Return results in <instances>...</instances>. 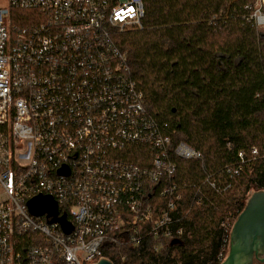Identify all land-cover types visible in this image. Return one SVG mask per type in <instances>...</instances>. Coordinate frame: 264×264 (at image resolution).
I'll return each mask as SVG.
<instances>
[{
	"label": "built area",
	"instance_id": "1",
	"mask_svg": "<svg viewBox=\"0 0 264 264\" xmlns=\"http://www.w3.org/2000/svg\"><path fill=\"white\" fill-rule=\"evenodd\" d=\"M143 18L142 0H0V264L111 262L115 248L150 240L156 252L183 234L173 158L203 173L204 162L172 146L118 46ZM204 187L224 194L231 184L206 176L190 188L202 197ZM38 196L70 234L29 213Z\"/></svg>",
	"mask_w": 264,
	"mask_h": 264
},
{
	"label": "trees",
	"instance_id": "2",
	"mask_svg": "<svg viewBox=\"0 0 264 264\" xmlns=\"http://www.w3.org/2000/svg\"><path fill=\"white\" fill-rule=\"evenodd\" d=\"M142 29L119 36L147 112L169 126L172 146L200 153L173 158L174 181L201 186L206 176L224 194L185 192L183 234L140 249L115 248L112 264H220L230 227L247 196L264 191V32L254 0H142ZM132 159V158H131ZM226 168H239L229 178ZM198 198H202L198 203ZM227 223L224 231L223 223Z\"/></svg>",
	"mask_w": 264,
	"mask_h": 264
},
{
	"label": "water",
	"instance_id": "3",
	"mask_svg": "<svg viewBox=\"0 0 264 264\" xmlns=\"http://www.w3.org/2000/svg\"><path fill=\"white\" fill-rule=\"evenodd\" d=\"M60 175H67L63 169ZM251 196V197H250ZM250 197V198H249ZM247 203L237 217L231 232V249L227 260L223 264H234L236 258L250 256L257 248L264 246V191L252 192L247 196ZM29 213L34 217L45 215L51 218V223H58L65 235L70 234L72 227L65 216L58 217L57 206L48 196H38L28 202ZM96 264H112L100 259Z\"/></svg>",
	"mask_w": 264,
	"mask_h": 264
},
{
	"label": "flooded vegetation",
	"instance_id": "4",
	"mask_svg": "<svg viewBox=\"0 0 264 264\" xmlns=\"http://www.w3.org/2000/svg\"><path fill=\"white\" fill-rule=\"evenodd\" d=\"M249 198L246 200V203L249 200ZM237 217L233 220V223L230 227L229 236H228L227 245H226V252H225V255L222 256L220 264H223L227 260V257L229 255V252L231 249L230 232H231V229L235 221L237 220ZM234 264H264V246L262 248L258 247L257 251L254 250L250 256L244 255L243 257L236 258L234 261Z\"/></svg>",
	"mask_w": 264,
	"mask_h": 264
},
{
	"label": "rangeland",
	"instance_id": "5",
	"mask_svg": "<svg viewBox=\"0 0 264 264\" xmlns=\"http://www.w3.org/2000/svg\"><path fill=\"white\" fill-rule=\"evenodd\" d=\"M254 13L253 17L255 19L256 25L264 32V0H254ZM182 184H185V188L181 191L183 202H182V210L185 209L184 201H185V192L190 191V185L192 183H185L183 182ZM224 225L227 224L226 222L223 223Z\"/></svg>",
	"mask_w": 264,
	"mask_h": 264
}]
</instances>
